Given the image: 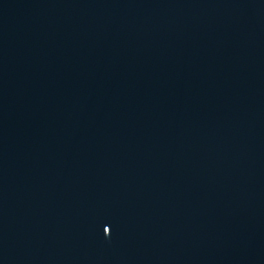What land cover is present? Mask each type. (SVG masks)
<instances>
[{
    "label": "water",
    "instance_id": "water-1",
    "mask_svg": "<svg viewBox=\"0 0 264 264\" xmlns=\"http://www.w3.org/2000/svg\"><path fill=\"white\" fill-rule=\"evenodd\" d=\"M0 264H264V0H0Z\"/></svg>",
    "mask_w": 264,
    "mask_h": 264
}]
</instances>
